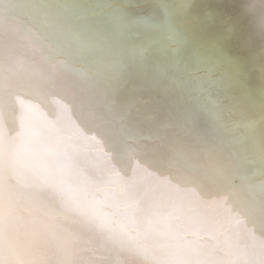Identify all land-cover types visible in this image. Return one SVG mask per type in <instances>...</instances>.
<instances>
[{
	"label": "bare ground",
	"instance_id": "1",
	"mask_svg": "<svg viewBox=\"0 0 264 264\" xmlns=\"http://www.w3.org/2000/svg\"><path fill=\"white\" fill-rule=\"evenodd\" d=\"M9 202L103 264H264V0H0Z\"/></svg>",
	"mask_w": 264,
	"mask_h": 264
},
{
	"label": "snow or ice",
	"instance_id": "2",
	"mask_svg": "<svg viewBox=\"0 0 264 264\" xmlns=\"http://www.w3.org/2000/svg\"><path fill=\"white\" fill-rule=\"evenodd\" d=\"M43 215L48 218L34 216L25 224L13 204L0 205V264H103L83 256L81 243L54 214Z\"/></svg>",
	"mask_w": 264,
	"mask_h": 264
}]
</instances>
